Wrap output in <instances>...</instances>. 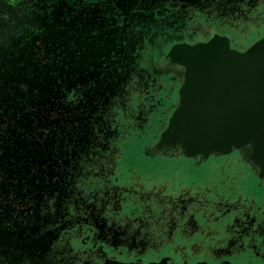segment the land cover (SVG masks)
Instances as JSON below:
<instances>
[{
  "label": "flooded vegetation",
  "instance_id": "flooded-vegetation-1",
  "mask_svg": "<svg viewBox=\"0 0 264 264\" xmlns=\"http://www.w3.org/2000/svg\"><path fill=\"white\" fill-rule=\"evenodd\" d=\"M212 34L245 47L264 0H0V145L14 130L51 152L0 160V264H264L259 168L155 150L168 48Z\"/></svg>",
  "mask_w": 264,
  "mask_h": 264
},
{
  "label": "water",
  "instance_id": "water-1",
  "mask_svg": "<svg viewBox=\"0 0 264 264\" xmlns=\"http://www.w3.org/2000/svg\"><path fill=\"white\" fill-rule=\"evenodd\" d=\"M165 60L177 70L180 86L155 150L202 161L237 151L264 177V34L245 47H232L228 37L218 34L177 41Z\"/></svg>",
  "mask_w": 264,
  "mask_h": 264
},
{
  "label": "rangeland",
  "instance_id": "rangeland-1",
  "mask_svg": "<svg viewBox=\"0 0 264 264\" xmlns=\"http://www.w3.org/2000/svg\"><path fill=\"white\" fill-rule=\"evenodd\" d=\"M13 10V9H12ZM12 12V11H11ZM13 12H14V10H13ZM10 16H12L11 14H10ZM71 23V22H70ZM74 23V19H73V21H72V23L71 24H73ZM88 30H90V29H88ZM62 34L63 35H65V39H67V38H69L70 36H71V34H69L68 32H62ZM75 37V36H74ZM64 38H63V40H64ZM66 41V40H65ZM54 44V43H53ZM36 67V66H35ZM38 69V68H37ZM36 69V70H37ZM35 75V74H34ZM5 77H6V75H5ZM38 77V76H37ZM36 76L35 77H33V78H31V79H29V81H31V83H32V85H30L31 86V88H30V90L32 91L33 90V88H32V86H34V87H36V86H38V83H37V81H36V78H37ZM6 79V78H5ZM27 79V78H26ZM25 78H24V80H26ZM17 80V79H16ZM28 80V79H27ZM42 82V81H41ZM41 85H43L42 83H41ZM40 86V85H39ZM1 98H3L2 100H4V96L3 97H1ZM0 98V99H1ZM1 102V101H0ZM5 102H6V100H5ZM28 122H30V120L28 121ZM25 124H27V123H25ZM10 138L13 140V143H11L10 144V146H7V144H5V143H2L0 146V160L1 159H7V158H19L20 157V155H19V150L20 149H24V148H26V147H28V149H30L29 151H25V153L27 154V157H25L26 158V160L28 159V160H30V161H33V162H36V163H38V164H46V162L48 161V160H50L49 158H50V155H51V152L50 153H47V156H46V152L45 151H40L39 149H38V147L36 146L35 148L34 147H32V146H34L37 142H35V141H32V142H30V144H28V143H24L23 142V140L22 139H20L19 137H18V134H16L15 133V131L14 130H11L10 131ZM2 138H1V136H0V140H1ZM11 139H9V140H11ZM20 148V149H19ZM3 166V165H2ZM48 166V169L46 168L45 170H47L48 171V173L50 174V176H52V175H54V170L51 168V164H49V165H47ZM46 166V167H47ZM28 168V167H27ZM45 168V167H44ZM42 171H44V170H42Z\"/></svg>",
  "mask_w": 264,
  "mask_h": 264
},
{
  "label": "bare ground",
  "instance_id": "bare-ground-1",
  "mask_svg": "<svg viewBox=\"0 0 264 264\" xmlns=\"http://www.w3.org/2000/svg\"><path fill=\"white\" fill-rule=\"evenodd\" d=\"M46 237H47V235L44 237H40L37 240H32V239H29L28 237H26V244H24V246L28 247V248L33 247V246H37L38 248L42 249V247H44L46 242H47ZM105 264H117V263L106 262Z\"/></svg>",
  "mask_w": 264,
  "mask_h": 264
}]
</instances>
